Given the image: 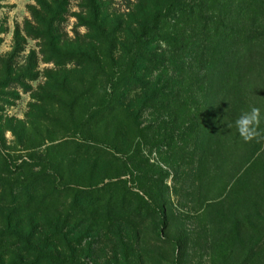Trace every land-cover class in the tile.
I'll list each match as a JSON object with an SVG mask.
<instances>
[{
  "label": "rangeland",
  "instance_id": "rangeland-1",
  "mask_svg": "<svg viewBox=\"0 0 264 264\" xmlns=\"http://www.w3.org/2000/svg\"><path fill=\"white\" fill-rule=\"evenodd\" d=\"M168 1L0 0V264H264V51L198 140L172 91L123 84L122 41Z\"/></svg>",
  "mask_w": 264,
  "mask_h": 264
},
{
  "label": "trees",
  "instance_id": "trees-1",
  "mask_svg": "<svg viewBox=\"0 0 264 264\" xmlns=\"http://www.w3.org/2000/svg\"><path fill=\"white\" fill-rule=\"evenodd\" d=\"M168 3L122 41V50L126 52L123 84L130 90H145L150 100L158 96L166 98L164 91H172L176 99L167 109L180 115L171 123L182 121L188 124L185 132L197 129L198 140L203 136L210 141L224 102L238 90L248 88V81L256 80L255 66L264 61L259 60L253 67L259 57L263 58L264 0H169ZM216 11L221 12L217 19ZM100 38L108 42L103 30ZM191 110L199 115L195 117ZM65 189L63 194L68 196L71 189L68 186ZM72 192L78 211L84 208L80 204L97 202L91 197L87 201L85 188ZM56 193L60 191L52 192ZM134 201L138 206L137 217H143L146 205L138 197ZM96 205L108 216L122 210L112 197Z\"/></svg>",
  "mask_w": 264,
  "mask_h": 264
},
{
  "label": "clouds",
  "instance_id": "clouds-1",
  "mask_svg": "<svg viewBox=\"0 0 264 264\" xmlns=\"http://www.w3.org/2000/svg\"><path fill=\"white\" fill-rule=\"evenodd\" d=\"M257 113L258 110L252 108L250 111L242 113L235 121L238 134L246 142L253 137L255 132V123L258 118Z\"/></svg>",
  "mask_w": 264,
  "mask_h": 264
}]
</instances>
